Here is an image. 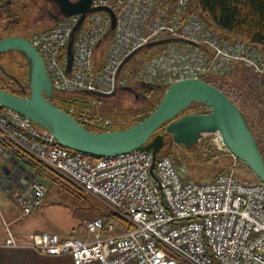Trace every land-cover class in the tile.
<instances>
[{"label":"built area","instance_id":"2783aa9c","mask_svg":"<svg viewBox=\"0 0 264 264\" xmlns=\"http://www.w3.org/2000/svg\"><path fill=\"white\" fill-rule=\"evenodd\" d=\"M91 6L113 11L112 31L109 14L93 11L76 32L79 16H62L29 38L43 60L53 93L109 95L132 83L165 89L180 79L227 75L237 62L264 73V55L256 47L239 38H219L199 14L187 11V0H177L173 8L159 0H92ZM163 38L178 40L160 44V51L138 56L126 67L148 43ZM62 109L84 125L102 130L110 125L94 123L96 119L73 105ZM210 134L220 142L216 132ZM0 158L18 166L7 174L19 187L11 192L20 210L18 219L42 205L46 186L26 167L41 161L100 197L131 224L120 231L96 217L84 222L90 240L40 231L21 243L0 209L6 235L2 246L68 255L73 264H264V186L258 180L239 179L233 167L200 182L184 179L173 159L161 153L154 161L151 151L139 150L93 157L60 145L48 130L2 105ZM0 178H5L3 173ZM0 185L9 194L12 183Z\"/></svg>","mask_w":264,"mask_h":264},{"label":"rangeland","instance_id":"374dc122","mask_svg":"<svg viewBox=\"0 0 264 264\" xmlns=\"http://www.w3.org/2000/svg\"><path fill=\"white\" fill-rule=\"evenodd\" d=\"M1 1L3 4L7 2L8 4L4 11H0V39L8 36H21L29 39L34 33L56 23L47 14L48 9L53 8L49 0ZM176 2L177 0L174 4ZM9 3H11L10 6ZM187 11L191 13L188 2ZM9 27L12 29L7 30ZM158 46L160 45L150 47L152 48L150 51L141 50L127 63L126 67L138 56H147ZM258 51L264 55V52ZM28 73L29 65L22 53L11 50L0 54V84L15 91L19 90L20 85L29 89ZM204 78L208 81H217L221 88L231 95L233 92L242 95L239 100L240 107L235 104L243 114L255 138L257 137L259 143L264 146V73L255 71L253 67L244 62H237L227 75L211 74ZM258 83H263V86H259ZM127 87L119 88L113 94L91 103V110L95 112L91 114V120L96 119L94 123L97 122L99 125L104 121H109L110 125L106 126L108 131L126 128L149 115L160 100L159 93L163 91L158 87H143L141 83H132ZM201 110L207 111L208 109L199 104L193 108H187L184 113L202 112ZM85 126L95 131H105L89 123ZM156 133H164V127ZM223 144L216 141L214 135L206 133L194 145L187 147L184 144L175 143L170 135L164 134V143L160 153L173 159L184 179L205 182L212 180L218 172L233 167L236 176L241 180L256 181V177L246 164L239 159L235 160ZM3 165L14 168L12 161L0 158V167ZM39 178L46 186L42 205L33 213L19 219V207L11 196L14 188L12 187L9 194H6L0 185V209L8 224H10L8 217L11 216L17 219L15 223L26 231L45 230L68 235L77 231L85 220L101 217V213L110 210V207L100 197L87 193L79 198L65 187L49 179ZM6 179L7 176L5 181ZM14 226L10 224L11 229ZM3 230L5 229L0 218V233L4 234Z\"/></svg>","mask_w":264,"mask_h":264},{"label":"water","instance_id":"95a60500","mask_svg":"<svg viewBox=\"0 0 264 264\" xmlns=\"http://www.w3.org/2000/svg\"><path fill=\"white\" fill-rule=\"evenodd\" d=\"M63 16L78 15L73 30L81 25L85 16L93 11H105L111 18L110 31L115 26V16L109 7H92V0H61ZM177 38L152 41L145 48L160 45ZM67 69L70 68L71 45ZM19 51L29 65V94L17 95L0 87V105L10 108L38 126L48 130L56 141L71 150L93 157L113 156L135 150L151 151L153 161L160 153L164 134L177 144L194 145L204 134L219 132L229 152L246 164L256 179L264 186V159L255 136L237 105L217 86L205 78H186L174 81L163 89V94L153 111L142 120L123 129L95 131L70 116L51 101L52 83L43 60L28 38L8 36L0 39V54ZM138 51L128 55L120 68ZM144 87H158L141 83ZM124 88H128L124 86ZM95 96L107 94L90 92ZM193 104H202L207 111L184 113ZM164 127V133H156ZM152 172V168H151Z\"/></svg>","mask_w":264,"mask_h":264},{"label":"trees","instance_id":"16d2710c","mask_svg":"<svg viewBox=\"0 0 264 264\" xmlns=\"http://www.w3.org/2000/svg\"><path fill=\"white\" fill-rule=\"evenodd\" d=\"M159 1L163 5L172 7L176 0ZM187 2L189 10L199 14L200 17L213 30V32L219 36V38L243 39L251 43L258 50L264 52V0H187ZM0 4V11H4L7 8L8 2L3 4L0 0ZM10 5L11 3H9V6ZM9 29H12V27H9L7 30ZM151 49L152 48H146L148 51ZM160 50L161 47L158 46L153 50V52L148 53V55H153ZM145 52L147 53V51ZM209 82L221 89L234 103L239 106V100L242 95L238 94V92L236 94L233 92L231 95V93L223 90L217 81L210 80ZM258 84L259 86H263V83ZM0 87L18 95H27L29 91L27 87H23L22 85H20L19 88L17 87L19 89L18 91H15L11 88H6L2 84H0ZM162 94L163 91L161 90L159 93V99L161 98ZM100 98L101 97L99 96L84 92H78L74 94L54 92L51 97V101L56 103L61 108H64L65 104L73 105L79 112L91 116V114L95 113L93 110H91V103L100 100ZM197 105L199 104H193L190 108H193V106ZM201 111L204 112V110ZM255 139L264 159V146L259 143L257 137ZM26 167L35 175V177L49 179L53 181V183L65 187L69 192H72L79 198L84 196L83 194H87L86 191L78 188L68 179L41 161H33L31 164L26 165ZM101 218L105 222H112L115 224L117 230L120 231L131 226V224L126 219L111 209L101 213Z\"/></svg>","mask_w":264,"mask_h":264},{"label":"crops","instance_id":"0c3cea01","mask_svg":"<svg viewBox=\"0 0 264 264\" xmlns=\"http://www.w3.org/2000/svg\"><path fill=\"white\" fill-rule=\"evenodd\" d=\"M10 161L13 162L14 168L13 167L10 168L6 165H3L2 167H0L1 168L0 173H3L5 177L10 171H14L16 168H18L14 160H10ZM1 183H5L7 186L12 183V187L14 188V190L19 188L18 185L15 182H13V180H11L8 176H7L6 181H5V178H0V184ZM3 220L5 223H7L4 216H3ZM3 220H2V224H3ZM8 220L10 224L15 225L13 229H11L10 224H9V228L11 232L14 234V236L16 237V239L20 241L21 243H26L30 241L31 236L34 233L40 232V230L26 231L21 226H18L15 223L17 219L11 218V216L8 217ZM3 231H4V234L2 232L0 233V264H73L71 258L68 255L51 256V255H47L44 253H40L30 247L23 246V247H13L12 248V247L2 246L1 244L4 242V239L6 236L5 230ZM41 231H45V230H41ZM58 235L62 238L74 236L82 240L92 239V235H89L85 231L84 223H82V225L79 226V229L75 231L73 234H68V235L58 234ZM92 264H96V263H92Z\"/></svg>","mask_w":264,"mask_h":264},{"label":"flooded vegetation","instance_id":"af4514ba","mask_svg":"<svg viewBox=\"0 0 264 264\" xmlns=\"http://www.w3.org/2000/svg\"><path fill=\"white\" fill-rule=\"evenodd\" d=\"M51 1V3L53 4V8L52 9H48L47 14L49 15V17L54 20V21H58L63 15L61 14V5H62V1L61 0H49ZM1 5V4H0ZM30 38V37H29ZM122 88V87H120ZM119 89V88H118ZM117 89V90H118ZM116 90V91H117ZM115 91V92H116Z\"/></svg>","mask_w":264,"mask_h":264},{"label":"bare ground","instance_id":"6f19581e","mask_svg":"<svg viewBox=\"0 0 264 264\" xmlns=\"http://www.w3.org/2000/svg\"><path fill=\"white\" fill-rule=\"evenodd\" d=\"M216 134H217V138H218V140H220V142L223 144V140H222V137H221V135L219 134V132H216ZM224 145V144H223Z\"/></svg>","mask_w":264,"mask_h":264}]
</instances>
